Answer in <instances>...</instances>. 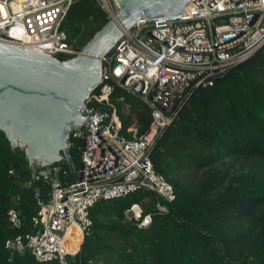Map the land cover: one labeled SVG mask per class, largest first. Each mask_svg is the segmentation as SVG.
I'll return each instance as SVG.
<instances>
[{"label": "trees", "instance_id": "16d2710c", "mask_svg": "<svg viewBox=\"0 0 264 264\" xmlns=\"http://www.w3.org/2000/svg\"><path fill=\"white\" fill-rule=\"evenodd\" d=\"M107 20L96 0H75L61 29L80 50ZM108 96L120 133L130 139L126 129L135 121V135L143 134L149 107L116 85ZM172 113L148 154L174 190L169 212H152L150 223L137 228L123 210L138 203L149 211L150 191L95 202L70 264H264V43L210 85L179 95ZM29 178L23 150L11 148L0 131V264H34L28 252L3 247L5 239L38 227L33 188H46L39 181L26 186ZM12 204L20 220L15 229L5 215Z\"/></svg>", "mask_w": 264, "mask_h": 264}, {"label": "built area", "instance_id": "2783aa9c", "mask_svg": "<svg viewBox=\"0 0 264 264\" xmlns=\"http://www.w3.org/2000/svg\"><path fill=\"white\" fill-rule=\"evenodd\" d=\"M74 1L0 0V41L58 59L78 54L61 29ZM96 2L108 19L117 10L115 0ZM232 28H242L243 33L217 43ZM263 43L264 0H190L176 14L141 19L125 30L101 57L99 82L83 103L87 114L96 110L70 131L66 142L74 153L70 157L76 181L56 163L37 167L25 185L39 181L46 188L43 193L33 188L38 227L5 239L3 247L10 254L28 252L34 264H70L90 223L88 209L95 202L144 189L154 196L150 210L144 212L140 204L132 203L123 210L124 219L143 228L152 212L168 213L174 190L153 169L148 154L159 131L172 120L174 101L191 89L210 85ZM113 85L149 107V125L140 136L135 135L134 124L126 129L130 139L120 133V120L108 96ZM89 102L92 105L87 106ZM5 215L10 228L19 227L13 204ZM71 227L79 232L74 249L68 248Z\"/></svg>", "mask_w": 264, "mask_h": 264}, {"label": "water", "instance_id": "95a60500", "mask_svg": "<svg viewBox=\"0 0 264 264\" xmlns=\"http://www.w3.org/2000/svg\"><path fill=\"white\" fill-rule=\"evenodd\" d=\"M189 1L115 0L114 17L66 59L0 41V131L11 148L23 150L30 178L37 167L62 162L76 181L66 142L96 110L87 114L82 106L99 82L101 57L137 21L176 14ZM242 33L232 28L216 41Z\"/></svg>", "mask_w": 264, "mask_h": 264}, {"label": "bare ground", "instance_id": "6f19581e", "mask_svg": "<svg viewBox=\"0 0 264 264\" xmlns=\"http://www.w3.org/2000/svg\"><path fill=\"white\" fill-rule=\"evenodd\" d=\"M112 14L113 15L109 19H112L114 17L115 13H112ZM78 233H79L78 230L74 227H71L69 229V238H70V243L68 244L69 249H74L76 243L78 242L77 241V240H79V234Z\"/></svg>", "mask_w": 264, "mask_h": 264}, {"label": "crops", "instance_id": "0c3cea01", "mask_svg": "<svg viewBox=\"0 0 264 264\" xmlns=\"http://www.w3.org/2000/svg\"><path fill=\"white\" fill-rule=\"evenodd\" d=\"M132 124H134V125H135V121H134V122H132ZM132 124H131L129 127H131V126H132ZM135 126H136V125H135ZM129 127H128V128H129Z\"/></svg>", "mask_w": 264, "mask_h": 264}, {"label": "rangeland", "instance_id": "374dc122", "mask_svg": "<svg viewBox=\"0 0 264 264\" xmlns=\"http://www.w3.org/2000/svg\"><path fill=\"white\" fill-rule=\"evenodd\" d=\"M134 122V121H133ZM74 154V153H73ZM75 166L77 165V163L76 164H74Z\"/></svg>", "mask_w": 264, "mask_h": 264}, {"label": "snow or ice", "instance_id": "6c2138e0", "mask_svg": "<svg viewBox=\"0 0 264 264\" xmlns=\"http://www.w3.org/2000/svg\"><path fill=\"white\" fill-rule=\"evenodd\" d=\"M147 222V221H146Z\"/></svg>", "mask_w": 264, "mask_h": 264}]
</instances>
